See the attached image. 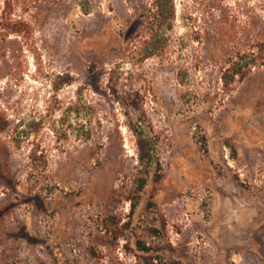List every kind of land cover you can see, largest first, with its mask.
<instances>
[{"label":"rangeland","instance_id":"obj_1","mask_svg":"<svg viewBox=\"0 0 264 264\" xmlns=\"http://www.w3.org/2000/svg\"><path fill=\"white\" fill-rule=\"evenodd\" d=\"M4 1L0 264H264V0H175L148 57L147 0Z\"/></svg>","mask_w":264,"mask_h":264},{"label":"trees","instance_id":"obj_2","mask_svg":"<svg viewBox=\"0 0 264 264\" xmlns=\"http://www.w3.org/2000/svg\"><path fill=\"white\" fill-rule=\"evenodd\" d=\"M5 8L11 7V0H5ZM220 8L219 4H212ZM131 10L137 12L136 16L128 20L126 29L122 35L120 43L122 53L125 57H132L135 54H140L143 57H148L155 54H160L164 50L167 35L165 29L172 26L176 19V2L175 0H147L144 3L138 4L136 7L132 6ZM5 11V10H4ZM221 21H227L222 19ZM264 30V29H263ZM264 33V32H263ZM137 42V45L128 49L129 42ZM257 45V44H256ZM264 46V42L262 43ZM264 52L253 54L249 60L242 65L235 66V74H238L240 79L251 70ZM260 54V55H259ZM234 79V78H233ZM225 78V85L228 84ZM139 137V152L141 161L150 163V147L145 140ZM144 185V184H143ZM150 251V248H146ZM151 259L158 260V256L151 255Z\"/></svg>","mask_w":264,"mask_h":264}]
</instances>
